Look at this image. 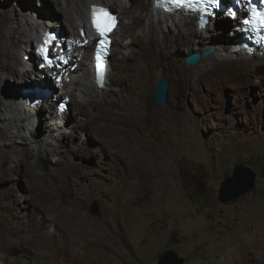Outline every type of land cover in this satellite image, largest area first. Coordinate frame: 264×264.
<instances>
[{
    "label": "rangeland",
    "instance_id": "obj_1",
    "mask_svg": "<svg viewBox=\"0 0 264 264\" xmlns=\"http://www.w3.org/2000/svg\"><path fill=\"white\" fill-rule=\"evenodd\" d=\"M117 1L119 7L110 5L119 12L120 24L105 88L96 91L92 76L89 83L72 77L65 88L70 110L54 112L55 94L38 107L42 117L52 116L60 127L53 129L48 119L40 123L37 116L34 120L11 99L16 85L44 72L30 74L27 66L10 59L18 73L7 76L0 70V98L10 105L0 103L6 118L0 127L14 135L0 137V264H157L167 249L177 251L182 264H264V58L229 56L222 68L208 70L222 59L211 44L217 53L212 59L188 66L185 57L192 52L166 49L167 59L154 65L136 42L146 26L153 23L158 37L183 27L151 13L152 0ZM71 2L58 6L54 0H32L35 6H25L21 0H0V29L9 33L22 25L14 49L19 59L30 46L23 43L33 36L30 24L48 20L40 11L56 12L62 29L76 32L70 28L72 23L76 27ZM87 5L85 0L84 14ZM226 20L215 19L219 26L233 23ZM214 32L202 33L219 41L229 35ZM87 57L91 71V49ZM241 60L254 65L238 66ZM83 66L77 77L86 75ZM134 66L141 75L130 92L121 82ZM163 76L169 81L167 103L158 106L154 92ZM46 80L42 84H49ZM18 116L30 117L23 129L15 124ZM121 129L136 146L133 158L125 161L114 143ZM19 136L35 150L30 161L11 149L9 142L18 148L24 144ZM237 164L255 171V184L221 202L220 183ZM95 201L101 217L90 211ZM6 239L15 241L13 249Z\"/></svg>",
    "mask_w": 264,
    "mask_h": 264
},
{
    "label": "bare ground",
    "instance_id": "obj_2",
    "mask_svg": "<svg viewBox=\"0 0 264 264\" xmlns=\"http://www.w3.org/2000/svg\"><path fill=\"white\" fill-rule=\"evenodd\" d=\"M54 1L56 2V4L58 6L62 2L65 3L66 5L68 4V6H69L70 5V2H71L69 0H54ZM87 1H88V5L86 7L87 12H85V14H84V9H83L85 7V0H81L80 2L79 1H76L75 2V1L72 0L71 4L74 3L75 4V8L73 9L71 7H68V8H71L72 9L71 12L73 13L74 24L76 23V27L75 28L73 26V23L70 24L71 30L78 31V29L80 28V26H85L86 25V20H87V16H88V12H89V5L92 4V3L97 4V6H98V4H101V5H112V6L115 5V6H118L119 7V4H118V1L117 0H107V2H104L105 0H87ZM30 2H31V5L34 4V3H32V0H21V4L22 5H26V6H27V3L30 4ZM33 6H35V5H33ZM60 8L62 9L63 7H60ZM28 10L30 11V8ZM157 11L160 12V13H158ZM150 12L151 13L154 12V13L158 14L159 16H161V18H163L162 20H166V23L169 21V18H171L172 19L171 22L174 23L175 26H177V23H180V26L186 29V30H184L183 28L182 29L179 28L176 33H174V34L164 33L163 36L162 37L159 36L160 37L159 38L158 35H157V33H156L155 26L153 25V23H150V24H148V26H146V27H148V31L147 32L146 31L143 32V34L141 35V37L140 38H137V41L136 42H139L138 40H140L141 45L145 49V51L141 53L142 54V57L144 59H146L147 56H149V58L155 62L154 65L162 64L163 61L165 59H167L168 53L165 51L166 49H169L172 53H180V52H182L186 48V54H189L190 52H193L194 50L203 51V50L207 49L208 45H211V44L215 45V47H216V49L218 51V54L221 55V58L222 59H220V61L217 64L213 65L212 67H208V70L215 71L216 69H218L220 67L222 68L224 66V64L226 63V60H227V58L229 56L230 57H232V56H236V57L240 56V57H244L245 60L247 58L250 59V58H253V57L254 58H259V59H261V57L264 58V53L258 52L257 50H254L253 52H244V51H241V50H236V51L232 50V46L233 45H236L237 43L243 41L244 39L242 38L241 34L239 32H237V31L232 32V33L236 34L235 35V38H233L234 35L231 36V37H228L230 35V32H231V28H228L229 25H225L224 24V25L219 26L217 24V22L214 21L211 26L207 25L206 28L204 29V31L213 30V31H215L214 33H221V34H224L226 32L229 33V35H224L222 37V41H219L217 39H214L213 37H210L211 34L203 35V33H202L203 30H198L196 27L191 28L189 26L190 24H193L194 26H196L197 19H196L195 16H192V15H189V14L186 15V14H182V13H178V12L165 13V12H162L159 8L153 9V7H151ZM43 14H45L47 16L46 18L48 20H50L51 23L52 22H60L61 21V19L59 18V14H57L56 12H51V11L49 12V11L45 10V11H42V13H41V11H40L39 16L42 17ZM155 16H157V15H155ZM179 16H182V17L179 18ZM119 18H120V15H119ZM150 18L152 19V16ZM155 18H157V17H155ZM138 19H139V17H138ZM66 22H68V21H66ZM138 22L141 23V20L139 19ZM149 22L150 21H148V23ZM159 25L161 26V21H159ZM21 26L22 25L19 24V26L17 28H13V30L11 32H9V33H6V30L4 28H1L0 29V70L4 69L6 71L7 76L9 74H14V73L17 74L18 73V70L16 69V67H13V65L10 62H8L6 59H10L15 64L22 63V64L25 65V62L22 59L24 53H21L22 57L20 55V59H19V53L14 51V49L17 46V43H18L17 36H16V32L19 29H21ZM62 26H63V24H62ZM30 27H31V32H32L33 36L30 35V37H27L25 39V41L23 42V43H25V46H27L31 41H33V39H35L36 36H39L40 31L42 29H45V27L43 25H41V24H39L37 22H32L30 24ZM227 37H228V39H227ZM112 44H113V42H112ZM221 49L224 50L223 51L224 53L221 52ZM239 53H244V54H239ZM78 55H79L78 60H79L80 64H79V66H77V68H75L76 70L74 69L73 73L71 74L72 77H73V82H77V80H78V81H80V83H83V80L85 79V82L84 83H89V78L88 77L92 76L93 79H94L95 76H93L94 68H93V71L92 70L90 71V65H88V62L85 63L86 60L88 59V57H87L88 56V47L87 48H83L82 51H81V49H77L76 59H77ZM215 55H217L216 51H214V54L213 55L204 58L203 61L206 60V59H212V58L215 57ZM29 56L32 59L34 58V54L32 52L29 53ZM110 56H111V54L109 55V62H108V66H107V73L108 74H106V76H105L104 86L101 87V89H104L105 86H106V83H107L108 75H109V72H110V66L109 65L111 64ZM216 57H218V56H216ZM245 60H241L243 63L241 65H238V66H242V67L247 68V67H250V66L254 65L251 62H249V60H247V61H245ZM134 65H136V63ZM25 66H27V65H25ZM82 66L85 68V71H86V75L87 76L83 73L84 75L82 77H77L78 76L77 73H78V71L80 70V68ZM91 67H93V66H91ZM27 68H29V67H27ZM27 71H28V69L26 70V72ZM128 71H127V75H126L124 81H122L121 84H122V87L123 88H125V89H127L128 91L131 92L137 86V83L135 82L136 81L135 78L136 77H139L141 75V70L139 68H135V66H134V69H132L131 74ZM39 72H43V71H39ZM184 74L185 73L183 71H180V76L183 79H186V76ZM19 77L20 76H18V78ZM187 79H188V77H187ZM27 81L28 80H26V82H23V85L22 86H20V85H16L17 87L15 86V89L12 90V95H11L12 98L11 99H13V101H18L19 104L21 105V107L24 109V111H27L28 113H30V117L33 116L34 120L36 119V116H37L39 118L40 123L41 122L42 123L43 122H47L46 119H48L49 120V123H50L49 126L50 125H51V127L53 126V129L60 127V122L57 121V119H54V121H53L52 116L49 117V116L46 115V116L42 117L39 114V112L42 111L41 107L40 108L37 107V110H36V108L35 109H33L31 107L28 108L23 103L25 100L23 102H21L19 100V99H22V98L25 99V97L28 96V95H30L32 93V91L35 88L38 87V85H42V82L41 81H35L33 79H29L30 83H27ZM133 83H134V85H132ZM88 85L89 84H87L86 86H88ZM45 86H47V84H45ZM93 86L95 87V89H97L96 91H99L98 90L99 88L97 87L98 85H97L96 82H95V85L93 83ZM22 87H30V88H26L24 91H22V89H21ZM67 87H68L67 84H65L64 87H63V91H64V93H67L69 95L68 90H65V88H67ZM101 91H103V90H101ZM179 92H181V91H178V93ZM3 101L4 100H2L0 98V103L5 104L6 107H10V105L7 102H3ZM70 102H71V100H70ZM112 102H114V101L112 100ZM178 103H180V102L178 101ZM131 104H133V103H130V105ZM55 105H56V103H55ZM69 110H70V107H69ZM54 112H55V110H54ZM66 115H67V113H65L60 118H64V117H66ZM131 115H133V114H131ZM30 117L27 118V119L26 118H21L19 116L18 117H13V118H14V121H15V124L17 125V127L20 128V129H23L25 127L24 122L25 121L26 122L29 121L30 120ZM43 118H44V121L42 120ZM1 119H4L5 120L6 118L5 117H2L0 115V120ZM60 121H61V119H60ZM65 123L66 122L64 120V123H62V124H65ZM40 131H42V130H40ZM13 136L14 135L11 134V133L9 134L8 131L4 127L3 128L0 127V137H8V138H10V137H13ZM19 137H21V139H22V141H23L24 144L22 145V147L20 146L18 148V145L17 144H15L14 142H9L12 145V148L11 149H15L16 151H19V153H20V151H22L21 154L23 155V158L26 159L27 161H30V159L34 155L35 150L31 146L27 145V142L25 141V139L22 136H19ZM133 141L134 140L133 139H130L125 134V132L122 129H121V137L118 138L116 141L114 140V143H116L117 146H120L121 147V149L119 150V152H120V158L123 159L124 161L125 160H128V157L133 158L132 156L134 155V153H135L134 151L136 150L135 149L136 146L135 147H132V142ZM125 166L126 165H124V167ZM32 167H33V165H32ZM131 169H132V167H131ZM33 176L36 179H39L40 178L39 174L35 170H33ZM70 208H72V207H70ZM69 216H71V215H69ZM64 217H66V216H64ZM80 230H78V232L85 233L83 230H81V231ZM76 232H77V230H76ZM69 235H72V234H69ZM74 236H76V235H74ZM76 237H78V236H76ZM5 241H6V244L10 247L9 249H13L14 245L16 244L15 241L13 242L10 239H6Z\"/></svg>",
    "mask_w": 264,
    "mask_h": 264
},
{
    "label": "clouds",
    "instance_id": "obj_3",
    "mask_svg": "<svg viewBox=\"0 0 264 264\" xmlns=\"http://www.w3.org/2000/svg\"><path fill=\"white\" fill-rule=\"evenodd\" d=\"M89 9H90V7H89ZM88 15H89V12H88ZM118 16H119V12H118ZM119 24H120V19H119V23H118V28H119ZM43 26L45 27V29H42L40 31L39 36H36V38L30 42V46H28L27 49L24 50V54H23L22 59L25 62V65H27V67H29L28 72L30 74H31V72H36V71H43L44 72L43 74H41L39 79L35 78L33 76V74L30 75V79H33L35 81H41V82L44 81V79H47L46 81H48L49 84H47V86H45V84L38 85V87L35 88L30 95L25 97V99L22 98L19 100L21 102H23L25 100L23 102L25 104V106H27L28 108L31 107L33 109L36 108V110H37V107H39L43 102L48 101V96L50 94H55V96H54V99L56 100V111H55V113H63L65 111L69 110V102L71 100V97L67 93H64L63 87L65 84H67L71 81V77H72L71 74L73 73L74 69L77 68V66H79V64H80V62L78 60L79 55L76 59L77 49H81V51L83 48H86V47H88V49H91V53H92L91 65L93 66L92 71L94 68L93 76H95L94 77V83L95 82L97 83L98 88L103 87L105 76L107 74L109 55L112 52V47H113L112 42L114 41V34L118 28H115L112 31V33H110L111 43H110V46L108 49L106 70L103 72L102 81L99 82L97 79V72H96L95 67H94V49H95L96 44L98 42V37H97V35H95L93 33V30L89 25L88 16H87L86 26H80V28L76 32L65 31L62 29V26L60 23H58V22H52L51 23L50 20H46L44 22ZM57 26L59 28V37H58L59 40L57 43L53 42L52 44L49 45L48 43H46L47 41L45 39V35L47 33L51 32V30L53 28L56 29ZM81 30L84 31V34L80 33ZM69 40L73 41V43H72V46L68 48L67 43ZM42 46H46L48 48V50H47L48 59H45L44 53L39 52V50L42 49ZM25 52H27V53H25ZM30 52H32L34 54L33 59L29 56ZM63 56L66 57L67 62L65 64L64 63L58 64L56 61V58L57 57L61 58ZM74 63H75V66H73ZM22 73L25 76L27 75V73H25V72H22ZM24 75L22 77H24ZM28 82L30 83L29 79H28ZM43 93H45V96H46V93H48V96L42 99L40 94H43ZM63 99H67V106L63 112H58V103H59V101H61Z\"/></svg>",
    "mask_w": 264,
    "mask_h": 264
},
{
    "label": "water",
    "instance_id": "obj_4",
    "mask_svg": "<svg viewBox=\"0 0 264 264\" xmlns=\"http://www.w3.org/2000/svg\"><path fill=\"white\" fill-rule=\"evenodd\" d=\"M214 51V47L207 48L202 52L194 51L185 57V64L188 66L197 64L202 58L211 56ZM168 85L169 81L164 76L159 79L154 92V103L156 105L162 106L167 103ZM255 175V171L249 166L243 164L235 165L232 174L226 176L220 183L218 189L219 201L227 203L246 193L254 186ZM90 211L97 217H101L98 202L95 201L92 203ZM183 260V257L179 256L177 251L174 249H167L158 257L157 264H182Z\"/></svg>",
    "mask_w": 264,
    "mask_h": 264
},
{
    "label": "snow or ice",
    "instance_id": "obj_5",
    "mask_svg": "<svg viewBox=\"0 0 264 264\" xmlns=\"http://www.w3.org/2000/svg\"><path fill=\"white\" fill-rule=\"evenodd\" d=\"M177 2H179V0H177ZM216 2H219V0H216ZM93 11H94V16H95V12H96V10L94 9ZM100 11H103V10H100ZM104 15L107 16V13H104ZM97 27H99V26L97 25ZM46 43H47V42H46ZM41 51L44 53L45 59H48L47 51H46L44 48H42ZM100 68H101V70H102V68H103V64H102V63H101V65H100Z\"/></svg>",
    "mask_w": 264,
    "mask_h": 264
},
{
    "label": "trees",
    "instance_id": "obj_6",
    "mask_svg": "<svg viewBox=\"0 0 264 264\" xmlns=\"http://www.w3.org/2000/svg\"><path fill=\"white\" fill-rule=\"evenodd\" d=\"M26 6V5H25Z\"/></svg>",
    "mask_w": 264,
    "mask_h": 264
}]
</instances>
